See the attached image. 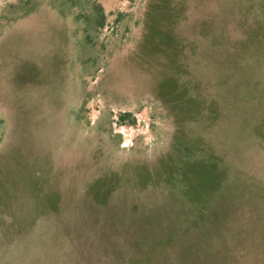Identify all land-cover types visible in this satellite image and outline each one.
Instances as JSON below:
<instances>
[{
  "label": "rangeland",
  "instance_id": "374dc122",
  "mask_svg": "<svg viewBox=\"0 0 264 264\" xmlns=\"http://www.w3.org/2000/svg\"><path fill=\"white\" fill-rule=\"evenodd\" d=\"M0 264H264V0H0Z\"/></svg>",
  "mask_w": 264,
  "mask_h": 264
},
{
  "label": "trees",
  "instance_id": "16d2710c",
  "mask_svg": "<svg viewBox=\"0 0 264 264\" xmlns=\"http://www.w3.org/2000/svg\"><path fill=\"white\" fill-rule=\"evenodd\" d=\"M101 15H103V13H101ZM157 26L158 25L155 24V26L150 30V33L147 34L146 39H144L145 42L143 41L144 42V44H143L144 48L142 47V49L145 51L147 48H149L150 51H152V53H154V51L157 48L158 49L156 52L163 50L162 53H164V54H161L163 57L161 59H159V64L162 66L163 71H166V72L173 71L174 69H176L178 67V65L176 67V64H177L176 55L183 50V46L181 43H179V41H177L175 33H173V31H171V29H169V28H168V30H166V32H161V34L164 35L162 41H163V44H165V45H161V44L157 45V44L150 43L149 41L152 40V37L154 39V38H156V34L158 35L157 29H156ZM154 45H157V46H154ZM149 60H150V58H149ZM160 60H162V62ZM160 76L161 77H160L159 82H158L159 88L157 89V92L155 91V94L158 98H164L166 92H168V93L174 92V90L176 89L175 88L176 83L178 81L176 80L175 77H172L171 75L169 76L168 73H166V74L161 73ZM117 120H118L119 124H128V125H134V124H136V121H137L135 115L131 111H121L118 115ZM183 148H184L183 149L184 152L185 153L187 152L186 157L190 156V154L193 153V151L191 150V147L187 143H185L183 145ZM183 159H184V157H183ZM165 166L167 167L166 170L168 171V176L166 178L167 183L172 182V179H171V172L172 171L170 172V170H172V167L174 168V166L177 167L176 173H179V174L181 173V176L182 177L184 176L183 180H181V182H183L184 179H185V181H187V183L195 182L194 179L190 177V174L188 173V171H186L185 169L182 170L183 166H180V164L175 165V164L165 163ZM169 167L171 168L170 170H168ZM198 168H199V170H201L203 172V175H204L202 178L199 176L197 177L198 182L203 183L204 185L206 184V181L210 184L215 183L214 182L215 171L212 168H210L211 172L209 173V176H206V165L199 166ZM223 173L224 172L221 171V175Z\"/></svg>",
  "mask_w": 264,
  "mask_h": 264
}]
</instances>
